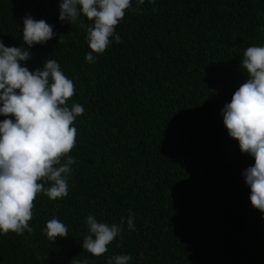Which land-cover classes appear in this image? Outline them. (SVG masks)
Here are the masks:
<instances>
[{
	"label": "trees",
	"instance_id": "1",
	"mask_svg": "<svg viewBox=\"0 0 264 264\" xmlns=\"http://www.w3.org/2000/svg\"><path fill=\"white\" fill-rule=\"evenodd\" d=\"M131 3L115 30L121 42L113 36L89 63L86 17L60 21V0H0V40L30 52L21 62L30 71L56 60L75 85L68 106L84 108L68 195L37 194L32 232L0 233V264H107L119 254L128 264H264V213L242 175L255 161L221 115L247 80L244 50L264 46V0ZM26 16L56 35L28 48ZM129 210L134 230L125 223L101 256L83 250L89 215L111 226ZM53 218L67 237L46 236Z\"/></svg>",
	"mask_w": 264,
	"mask_h": 264
},
{
	"label": "clouds",
	"instance_id": "2",
	"mask_svg": "<svg viewBox=\"0 0 264 264\" xmlns=\"http://www.w3.org/2000/svg\"><path fill=\"white\" fill-rule=\"evenodd\" d=\"M144 2L137 0L139 5ZM59 7L62 22H76L81 15L92 22L85 26L91 49L85 60L91 63L95 60L93 53L106 51L112 42L110 38L114 36L116 43L121 42L115 30L132 3L60 0ZM23 24V41L28 48L45 44L56 35L43 19L26 16ZM81 25L84 26L83 21ZM30 58L28 50L7 47L0 40V115L6 117L0 121V233L4 235L32 232L29 221L37 194L43 192L51 200L68 195L69 174L75 163L69 153L75 147L77 134L72 125L84 111L79 103L68 106L75 85L56 60L48 58L42 68L30 71L21 65ZM241 67L246 70L247 80L224 105L221 115L228 135L238 141L241 153L254 158V164L242 175L250 188L251 205L264 213V46L247 47ZM46 184L49 186L45 187ZM86 223L88 234L82 248L93 256L108 251L107 246L122 233L125 223L130 231L135 229L131 210L126 220L121 217L119 224L109 226L93 215L87 217ZM44 232L54 241L68 236L67 227L56 218L46 223ZM130 259L129 255H114L107 264H128ZM76 264H87V260H78Z\"/></svg>",
	"mask_w": 264,
	"mask_h": 264
}]
</instances>
